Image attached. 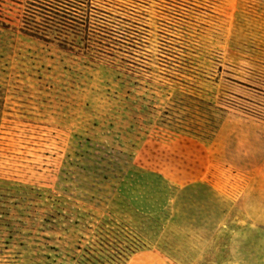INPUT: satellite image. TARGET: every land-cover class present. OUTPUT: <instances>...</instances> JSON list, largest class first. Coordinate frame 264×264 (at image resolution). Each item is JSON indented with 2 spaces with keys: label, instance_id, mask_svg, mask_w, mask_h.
I'll use <instances>...</instances> for the list:
<instances>
[{
  "label": "rangeland",
  "instance_id": "374dc122",
  "mask_svg": "<svg viewBox=\"0 0 264 264\" xmlns=\"http://www.w3.org/2000/svg\"><path fill=\"white\" fill-rule=\"evenodd\" d=\"M259 180L264 0H0V264H264Z\"/></svg>",
  "mask_w": 264,
  "mask_h": 264
},
{
  "label": "crops",
  "instance_id": "0c3cea01",
  "mask_svg": "<svg viewBox=\"0 0 264 264\" xmlns=\"http://www.w3.org/2000/svg\"><path fill=\"white\" fill-rule=\"evenodd\" d=\"M194 200L198 204H207V208L211 209V214L219 213L221 205L217 204V196L209 195L207 192L195 194ZM197 204V205H198ZM245 212L247 216H250L252 220L256 222L261 229H264V181H258L251 185L246 190L245 199L243 201ZM202 215L210 214V211H201Z\"/></svg>",
  "mask_w": 264,
  "mask_h": 264
}]
</instances>
